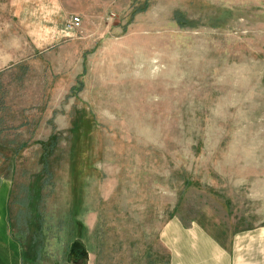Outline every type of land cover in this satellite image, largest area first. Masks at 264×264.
<instances>
[{"label": "rangeland", "instance_id": "1", "mask_svg": "<svg viewBox=\"0 0 264 264\" xmlns=\"http://www.w3.org/2000/svg\"><path fill=\"white\" fill-rule=\"evenodd\" d=\"M3 187L24 264L264 229V0H0Z\"/></svg>", "mask_w": 264, "mask_h": 264}, {"label": "crops", "instance_id": "2", "mask_svg": "<svg viewBox=\"0 0 264 264\" xmlns=\"http://www.w3.org/2000/svg\"><path fill=\"white\" fill-rule=\"evenodd\" d=\"M8 189L0 191V264H24V250L12 237L7 212ZM159 241L168 264H264V229L232 235L226 243L199 227L169 221Z\"/></svg>", "mask_w": 264, "mask_h": 264}, {"label": "built area", "instance_id": "3", "mask_svg": "<svg viewBox=\"0 0 264 264\" xmlns=\"http://www.w3.org/2000/svg\"><path fill=\"white\" fill-rule=\"evenodd\" d=\"M80 19L78 17H71L65 25L66 31H72L76 26L79 25Z\"/></svg>", "mask_w": 264, "mask_h": 264}, {"label": "water", "instance_id": "4", "mask_svg": "<svg viewBox=\"0 0 264 264\" xmlns=\"http://www.w3.org/2000/svg\"><path fill=\"white\" fill-rule=\"evenodd\" d=\"M72 246H73V247L80 248L81 253H82L83 255L86 254V252L84 251V246H83V244H82V242H81L80 240H76V241H74L73 244H72Z\"/></svg>", "mask_w": 264, "mask_h": 264}]
</instances>
